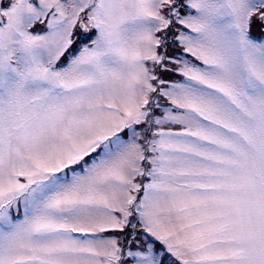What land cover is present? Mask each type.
<instances>
[{"label": "snow or ice", "instance_id": "6c2138e0", "mask_svg": "<svg viewBox=\"0 0 264 264\" xmlns=\"http://www.w3.org/2000/svg\"><path fill=\"white\" fill-rule=\"evenodd\" d=\"M0 264H264V0H0Z\"/></svg>", "mask_w": 264, "mask_h": 264}]
</instances>
